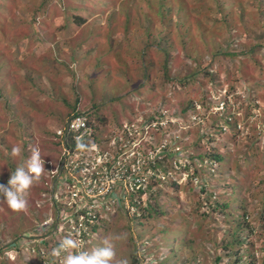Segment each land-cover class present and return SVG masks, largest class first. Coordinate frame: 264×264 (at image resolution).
<instances>
[{
	"label": "rangeland",
	"instance_id": "rangeland-1",
	"mask_svg": "<svg viewBox=\"0 0 264 264\" xmlns=\"http://www.w3.org/2000/svg\"><path fill=\"white\" fill-rule=\"evenodd\" d=\"M161 1L164 10H157L154 0H148L149 6L144 0H0V184H7L33 146L40 151L45 147L41 156L48 159L49 137L44 133L54 131L73 105L86 106L93 116H104L109 123L133 118L136 107L142 118L151 116L161 125L154 127V145L182 150L180 165L213 148L221 157L212 163L203 157L207 168L215 171L197 177L185 189L180 187L186 184V172L178 164L177 172H181L159 185L162 192L155 201L162 213L145 224L151 232L145 236L160 235L156 258L165 257L162 263L166 264L176 255V261L183 260L182 229L168 234L165 229L184 217L189 228L186 235L200 231L203 238L195 239L198 258L214 264L213 253L220 256V249L213 245L221 234L230 240L233 220L241 219L242 211L236 207L244 201L246 222L253 228L241 233L246 252L238 255L242 256L238 263L260 264L264 250V0H174L176 7L166 6L170 0ZM75 19L82 21L77 24ZM164 47H171L165 74L175 80L194 76L193 80L180 86L161 81L156 75L162 71L157 49ZM194 60L200 68L206 63L208 76L196 72ZM142 62L153 68L147 89L137 88L143 82ZM225 94L228 105L222 116L228 121L236 116L239 130L209 133L206 127L217 119L212 114ZM14 146L22 147L21 156H11ZM202 178L208 194L228 203L222 212L192 213L193 203L205 197L198 195ZM41 181L48 183L46 174ZM41 181L27 195L26 212H13L0 196V264H30V258L15 247L26 244L18 236L33 232L41 216L37 208L43 200ZM133 230L134 224L120 217L105 232L128 234L117 248L118 257L129 260ZM13 240L14 248L8 245ZM171 249L175 256L168 254ZM231 260L221 258V263Z\"/></svg>",
	"mask_w": 264,
	"mask_h": 264
},
{
	"label": "clouds",
	"instance_id": "clouds-1",
	"mask_svg": "<svg viewBox=\"0 0 264 264\" xmlns=\"http://www.w3.org/2000/svg\"><path fill=\"white\" fill-rule=\"evenodd\" d=\"M170 4H172L173 7L177 6L175 5L176 3L174 2V0H170L166 6H169ZM164 6L165 5H163V3L161 2L160 10H164ZM156 9L159 10L157 7ZM226 93L230 94L229 91H226ZM227 105L228 103L226 101L225 94L221 97L220 102L216 106L219 107V109L212 114L217 119L212 120L211 123L214 122V125H216L219 130L217 133H219L220 135H224L226 131H229V129L233 131L239 130L238 126L235 123L237 121L236 116L232 115L233 119L230 121L227 120V116H222V113L225 112ZM86 108V106L84 108L83 106L80 107L78 105H73L70 108L69 112L66 114V117L61 121L60 125L54 131H50V133L46 132L47 134L44 133L49 137L47 141L49 144V148H47L46 150L48 159L41 156L45 153V147L40 151L39 147L33 146L31 148L30 156L25 162L24 158L23 164L15 168V170L11 173L7 184H0V196H2V198L4 199V203H6L9 209H11L13 212L19 213L26 212L28 210L29 202L27 199V195L31 188L35 184H38L45 174L49 178L48 183H44L43 181H41L43 183V200L39 205H37V208L41 209V216L38 217L35 221L33 232L31 231L29 235L21 234L18 236V239H25L26 244L20 245L22 248L15 247V251H18L26 258H30V264H166L162 263L165 261V257L163 259L156 258V256L160 255V251L158 244H155V242L159 240L160 235H152V237L145 236L151 235V232H148V230L145 229V224L149 221V219L154 218L151 216H147L145 214V209L148 207V203L152 205L154 211H157L155 209H159L160 205L148 200L151 195V190L147 189V187L150 185L148 179V177L150 176V171L148 169L151 167V165L148 169L147 165L155 158H163L165 152L172 150L167 145L163 143L154 145V156L147 163H144L142 166H140L138 176L144 179L145 184L142 189H138L135 196L127 195L126 200H124L123 197L120 198L116 195L115 190H112L109 200L106 201V205L112 203L111 213L103 209H96V219L94 220V222H83L79 220L81 217L80 208L77 205H70L67 203L65 194V184L67 180L66 170L64 168H60L61 157L60 150L57 144L56 131L65 127L66 123L71 119L72 115L81 114L82 116H84L87 124L90 126H94L100 136H103L106 131L107 132L105 135H108L111 130L120 128L121 125L133 121L142 123H154V127L155 125L159 124L158 122L154 121V118L151 116L142 118L136 107L135 109H132L135 113L133 118L128 120L118 119L114 123H109L107 118L104 116H93V114ZM95 117L99 118L97 120L101 119L102 122L100 123L99 121H97ZM98 134L96 136H99ZM67 146L71 148L72 145L70 144V146ZM77 147L83 150L85 146L82 143H79ZM156 148H158V151L155 152ZM180 150L181 149L175 147V150L173 152H177L180 155ZM185 150L186 149H184L183 151ZM22 151L23 150L21 146H14L11 150V156L19 157L22 155ZM178 166H180V168H183V165H180L179 163ZM213 171L215 170L209 168L208 174L213 173ZM161 182L163 181L161 180ZM189 184H191V182ZM203 184L204 185L202 187L206 188L204 182ZM160 192H162V189ZM211 197V204L205 203L198 210H196V207L194 205L192 213H201L202 215H204L206 214L207 209L211 210L212 212L219 209L220 212H222L225 208H227V202L224 203L217 200L216 196L213 193ZM112 199L114 200V202H112ZM169 199L170 198H168V200ZM153 200L155 201V199ZM199 200H197V202ZM197 202H194V204ZM164 203L165 202H163L162 205ZM243 208L244 201L242 204H238L236 207V209H240L242 211L241 214L243 215L242 216L240 214L238 219L242 217L241 219L246 222L247 215ZM159 211L161 210L159 209ZM120 217H123L126 222H131L132 224H134V230L130 233V237L133 243L131 245L132 252L128 256L129 260L126 257H118L117 255L118 246H121L127 241L128 234L126 232H117L105 235V232L108 230L109 226L115 223L116 218L118 221V218ZM181 221H185V218L182 217ZM237 222V220H233V225H231L230 227L231 230L232 228L235 229ZM180 224L183 223L181 222ZM250 228L252 231L253 227L251 225ZM174 230H177L176 224L175 227L165 229L167 234ZM76 231L79 232L78 235H76ZM199 232L197 234L201 236ZM186 234L183 233L179 236H182L183 239V248L180 250L184 251L183 260L176 261L177 255L175 256L174 253L171 254V249L170 251H168V254L175 256V259H173L168 264H208L198 258V254L196 253V251L194 257H188L185 250V245H188L192 240V238H188V236L196 238L197 236ZM184 236H186V239H184ZM174 241L175 240H173L172 242L174 243ZM217 243H219L218 245H221V242L219 241L216 242L213 246L216 247L215 245ZM243 243L244 241L241 242V246L243 245ZM8 245L14 248V240L11 241V243H9ZM200 246H202L201 243ZM241 246L238 255L240 253L243 254L244 252H246V250ZM216 249L219 248L216 247ZM213 251H215L214 248ZM224 253L225 252L221 253L220 251L219 262H215V258L219 256H216L215 253H213L214 264H222L221 258H232L231 261H228L225 264L233 263L234 257L224 255ZM241 257L242 256H237L238 262L240 261L239 258ZM248 264L250 263L248 262ZM260 264H262V256Z\"/></svg>",
	"mask_w": 264,
	"mask_h": 264
},
{
	"label": "built area",
	"instance_id": "built-area-1",
	"mask_svg": "<svg viewBox=\"0 0 264 264\" xmlns=\"http://www.w3.org/2000/svg\"><path fill=\"white\" fill-rule=\"evenodd\" d=\"M153 127L154 123L133 121L100 136L84 116L76 114L56 131L60 168L66 170V201L80 208L79 220L94 222L96 209L111 213L112 203L106 205V201L112 190L126 200L127 195L135 196L144 187V179L138 173L140 166L155 154ZM79 143L85 146L83 150L77 147Z\"/></svg>",
	"mask_w": 264,
	"mask_h": 264
},
{
	"label": "trees",
	"instance_id": "trees-1",
	"mask_svg": "<svg viewBox=\"0 0 264 264\" xmlns=\"http://www.w3.org/2000/svg\"><path fill=\"white\" fill-rule=\"evenodd\" d=\"M154 1H157V8L160 10L162 1L161 0H154ZM259 1H261V0H259ZM144 4L146 6H149L148 0H144ZM216 7H217V5L214 7V11L215 12H217L216 11ZM218 7H220V6L218 5ZM176 11L179 12V10L177 8H176ZM261 14H262V11L261 12L258 11V15H261ZM137 15L138 14H134L133 17L138 18ZM159 16L162 17V14L159 13ZM128 19H129L128 17H125V21L126 22H128ZM184 20H185V18H184ZM222 20H223L222 25H225L224 18H222ZM81 21H82L81 19H75L74 20V22L77 23V24L81 23ZM192 24L195 25V22H193ZM145 36L148 37L149 34L147 32H145ZM150 42L152 43V40H150ZM153 44L157 45V42H153ZM179 46L182 47L183 44L180 43ZM150 47L151 46H148V49H150ZM151 50H149V51H151ZM170 50H171V47H169L168 50H166V47H164L163 49H160V48L157 49L158 53H160L162 55V61H161V65H162L161 66V70L162 71H161V73H158V74L156 73V75L158 77H160L161 81L162 80H166V82L177 84L178 86L186 85L190 80H193L194 76L191 77V76L183 75V77L181 76V77H179V78H177L175 80L174 78H169L168 74H165V72L167 71V69H166V59L168 57V54H169ZM186 50H187V48H183L184 53L186 52ZM187 54H188V52H187ZM187 56L190 57L189 55H187ZM228 56L231 57L230 55H228ZM193 62L195 63L196 72L200 73V71H201V72H203V75L205 77L208 76L209 73H207V71H206V68H207L206 63H204L205 65L202 68H200V65L197 62H195V60ZM123 69L125 70V68H123ZM151 69L153 70V68H151L150 66L146 65V63L145 64L143 63L144 73H143V75L141 77V79L143 80V83H142V85L140 87H137L138 89H142V87H145L146 89L149 88V86H150L149 79H150V77H151V75L153 73V72L151 73ZM123 76H124L125 82L129 83L130 79H128V73L125 74V72L123 71ZM129 89H131V87ZM95 118H96V120L99 119L97 117H95ZM97 121H99L100 123L102 122L101 119L97 120ZM206 129L210 133H217L219 131L217 126L214 125L213 123H210V125L208 127H206ZM209 140H212V139H209ZM68 145L70 146L69 142H68ZM186 148L187 147H183V150L186 149ZM212 150H213L212 152H210L208 154L205 153V155L198 154L196 156V158L199 160L198 162L196 161L197 159L194 160L195 157H191V158L188 159L189 162H187V164H185V163L183 164V168H181V170L186 172V176H185L186 184L184 185V187H180V188L185 189V186H188L189 183L192 182L193 180L194 181L197 180L198 179L197 177H201L202 175H204V173H207V174L209 173V168H207V166H208L207 161H203V159H202L203 157L210 158L211 159V163L212 162H218L219 160H221V157L217 154L215 148H213ZM179 158H181V157H180V155L177 152H173L172 150H169L168 152H165V155H164L163 158H161V159L155 158L153 161H151L147 165V169L151 165V167L148 169L150 171V176L148 177L150 185L147 187V189L151 190V195L148 198L149 201H152L153 203H156L153 199H155L157 196H159V193L161 191L159 185L162 184L163 182L166 183V181L168 180V179H166L167 176L175 175V174L181 172V170L179 172H177L178 169L175 168L177 166V164H178ZM190 169H191V171H188ZM167 170L170 171V173H167ZM175 172H177V173H175ZM160 177H162V178H160ZM180 177H181V175L177 176V178H180ZM161 180L163 182H161ZM202 180H203V182H205V180L203 178H202ZM174 184H175L174 181H172L170 183V185H174ZM177 188H178V186L176 187V189ZM176 189H173V190H176ZM201 194H205V197L202 198L201 200H199L197 203H195V204L193 203V206L195 205L196 210H198L205 203L211 204L210 201H211V198H212L211 197L212 193L208 194L207 188L202 187L199 190V194L198 195L201 196ZM155 210H157V211H154L153 208H152V205L150 203H148V207L145 209V214L147 216H149V217L150 216L151 217H158L162 212L159 211V209H155ZM181 222L184 225H186V223H184V221H181ZM183 224L176 223V228L178 229L180 227V229H182L180 231V234L188 233V228L187 227L183 231V226H184ZM197 225H198V228H199L200 224L198 223ZM250 230H251L250 225L247 224L243 219H241L240 221L237 222V224L235 226V231L234 232L237 235H232L231 234L230 235V240H228V241H225V236L226 235H221V237H220L221 245H218L219 243H217L215 246L220 249L221 253L225 252L224 255H227V256H230V257H234V261H233L232 264H239L238 260H237V256H238V252L240 251V246H241V242H242L241 233L248 234V233H250ZM195 236H197L199 238H202L199 235H195ZM195 239H196V237H194L189 242L188 245H185L186 246L185 250L187 252L188 257L189 256L190 257H194V254H195V251H196ZM219 258H220V256L215 258V262H219ZM246 264H248L247 261H246ZM262 264H264V250H263V255H262Z\"/></svg>",
	"mask_w": 264,
	"mask_h": 264
},
{
	"label": "crops",
	"instance_id": "crops-1",
	"mask_svg": "<svg viewBox=\"0 0 264 264\" xmlns=\"http://www.w3.org/2000/svg\"><path fill=\"white\" fill-rule=\"evenodd\" d=\"M256 15V14H255Z\"/></svg>",
	"mask_w": 264,
	"mask_h": 264
}]
</instances>
